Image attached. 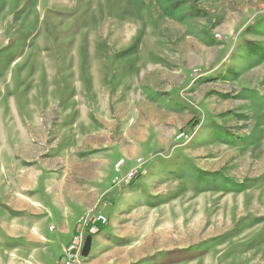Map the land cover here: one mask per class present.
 Segmentation results:
<instances>
[{
    "label": "rangeland",
    "instance_id": "rangeland-1",
    "mask_svg": "<svg viewBox=\"0 0 264 264\" xmlns=\"http://www.w3.org/2000/svg\"><path fill=\"white\" fill-rule=\"evenodd\" d=\"M63 170L133 264H264V0H0V264L60 260Z\"/></svg>",
    "mask_w": 264,
    "mask_h": 264
},
{
    "label": "crops",
    "instance_id": "crops-1",
    "mask_svg": "<svg viewBox=\"0 0 264 264\" xmlns=\"http://www.w3.org/2000/svg\"><path fill=\"white\" fill-rule=\"evenodd\" d=\"M67 171L63 170L57 173V184H54V186L57 185L55 187L56 193H54L53 198L48 184L44 181L36 183L38 188H43V191L37 189V187L33 190H27L34 196L28 195L31 203H34L35 201L36 204L42 203L44 206L45 197L51 198L52 206L47 207L46 212L39 210L40 212L33 213V210L26 208L25 202L21 203L23 206H21V209L19 210L22 213L28 212L37 215L35 218L42 222L41 225L44 227V234L48 232L49 226L53 225V236L61 243V246L59 247L60 256L66 245L72 239L78 221L86 214L95 200L102 194L101 183L97 185L95 182H91L87 188L85 187L86 183L82 182L81 185H78L80 195L74 196L71 192V195H68L64 192L66 178L69 176ZM69 179L70 178H68V180ZM71 182L74 183L75 180ZM106 183L107 180L105 177L103 179V186L106 185ZM32 198H35V200ZM40 214L43 215L38 216ZM106 230V226L101 227L100 232L94 236V253L87 260V264H133L134 260H132V253H129L125 248L116 246L112 235L106 232ZM123 249L127 250V252ZM144 263L148 264L149 260L146 262L144 261Z\"/></svg>",
    "mask_w": 264,
    "mask_h": 264
},
{
    "label": "built area",
    "instance_id": "built-area-1",
    "mask_svg": "<svg viewBox=\"0 0 264 264\" xmlns=\"http://www.w3.org/2000/svg\"><path fill=\"white\" fill-rule=\"evenodd\" d=\"M108 224V217L100 209L90 210L78 221L72 239L57 264H87V257L84 255L87 241L90 236L98 234L101 227Z\"/></svg>",
    "mask_w": 264,
    "mask_h": 264
},
{
    "label": "water",
    "instance_id": "water-1",
    "mask_svg": "<svg viewBox=\"0 0 264 264\" xmlns=\"http://www.w3.org/2000/svg\"><path fill=\"white\" fill-rule=\"evenodd\" d=\"M90 251H91V240L89 239V240L87 241V243H86V246H85L84 255H85L86 257H88Z\"/></svg>",
    "mask_w": 264,
    "mask_h": 264
},
{
    "label": "trees",
    "instance_id": "trees-1",
    "mask_svg": "<svg viewBox=\"0 0 264 264\" xmlns=\"http://www.w3.org/2000/svg\"><path fill=\"white\" fill-rule=\"evenodd\" d=\"M61 15H63V16H65V17H71V16H73V13H68V14H66V13H63V14H61ZM252 44H254V43H252ZM254 47V46H253ZM253 47H251L250 49H254Z\"/></svg>",
    "mask_w": 264,
    "mask_h": 264
}]
</instances>
